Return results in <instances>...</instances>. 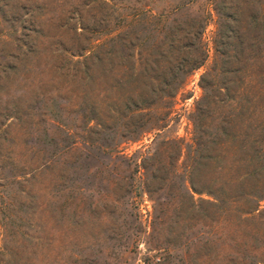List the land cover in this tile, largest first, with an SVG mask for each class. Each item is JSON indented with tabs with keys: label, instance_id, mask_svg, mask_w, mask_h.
<instances>
[{
	"label": "rangeland",
	"instance_id": "obj_1",
	"mask_svg": "<svg viewBox=\"0 0 264 264\" xmlns=\"http://www.w3.org/2000/svg\"><path fill=\"white\" fill-rule=\"evenodd\" d=\"M259 2L0 0V264H264V168L251 181L252 216L241 200L219 208L189 197L185 175L196 124L214 114L212 78L201 80L215 66L218 11ZM191 21L207 24L205 63L166 129L136 140L141 130L123 117L131 88L154 80L132 72L154 57L165 65L168 47L160 56L157 46ZM179 35L185 55L195 37Z\"/></svg>",
	"mask_w": 264,
	"mask_h": 264
},
{
	"label": "trees",
	"instance_id": "obj_2",
	"mask_svg": "<svg viewBox=\"0 0 264 264\" xmlns=\"http://www.w3.org/2000/svg\"><path fill=\"white\" fill-rule=\"evenodd\" d=\"M218 14L215 66L201 80L203 85L207 77L212 78L210 97L214 99V114L206 121L199 119L196 124L198 132L190 146L191 161L186 165V180L190 183L187 192L191 198V192L207 194L214 198L213 205L219 208L236 205L241 200L249 206L243 215L252 216L256 210L254 204L258 206L260 199L258 183L253 185L251 181L259 175L256 167L264 168V5L261 2L258 6L234 3L223 6ZM206 25V22L191 21L185 28H169L165 37L168 41L161 42L155 50L162 56L160 49L168 47L169 59L165 65L154 59L152 53V66L147 64L141 70H133L135 82L143 75L154 80L143 86L135 84L129 94L133 107L123 117L130 121L135 132L141 130L136 140L166 129L172 102L184 88L187 78L205 63L207 48L203 34ZM182 33L185 38L195 37L185 55L180 51L179 34ZM174 64L184 65L176 69ZM181 75L183 80H180ZM168 104V107L163 106ZM230 104L232 110L228 111L226 107ZM157 107L169 111L158 117L159 123L145 127L147 121L142 123V118L150 119V112ZM184 143V140L177 141L179 159L184 154ZM151 175L154 176L152 172ZM231 188L238 194L234 200L228 197Z\"/></svg>",
	"mask_w": 264,
	"mask_h": 264
}]
</instances>
